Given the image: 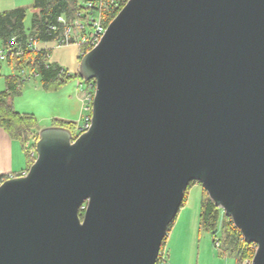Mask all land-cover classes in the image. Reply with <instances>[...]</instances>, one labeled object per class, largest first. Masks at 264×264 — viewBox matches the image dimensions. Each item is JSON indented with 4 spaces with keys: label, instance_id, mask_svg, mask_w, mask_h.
<instances>
[{
    "label": "water",
    "instance_id": "obj_1",
    "mask_svg": "<svg viewBox=\"0 0 264 264\" xmlns=\"http://www.w3.org/2000/svg\"><path fill=\"white\" fill-rule=\"evenodd\" d=\"M78 73L90 127L0 184V264H157L191 184L264 264V0H129Z\"/></svg>",
    "mask_w": 264,
    "mask_h": 264
},
{
    "label": "trees",
    "instance_id": "obj_2",
    "mask_svg": "<svg viewBox=\"0 0 264 264\" xmlns=\"http://www.w3.org/2000/svg\"><path fill=\"white\" fill-rule=\"evenodd\" d=\"M86 1L88 0H34L30 34H28L25 27V20L28 14L26 8L20 7L1 12L0 48L3 53L7 52L5 60L13 67L14 71H25L26 73L27 70L31 72L32 75L40 78L46 90L57 89L74 76L81 82L83 79L79 73L72 74L61 66L50 63L49 50H34L30 47V43H49L62 39L68 24L75 20L80 12L87 9ZM125 5L124 3L120 8L109 7L103 13V21L106 27ZM61 17L66 20L65 24L58 21ZM22 83L21 75H11L6 78V90L0 92V128L12 140L18 141L22 145L29 170L34 163L33 158L29 155V150L32 148L36 149L40 128L34 115L19 113L13 105L11 99L15 94L20 93ZM53 126L65 127L72 130L75 135L79 134L78 124L75 122L55 120ZM6 179L8 178L5 176L0 177V182ZM203 192L200 220L206 230L214 232L218 228L220 209L210 200L204 188ZM186 197L187 192L184 203ZM221 228L223 237L220 240L221 246L219 248H222L224 255L233 252L237 264H241L246 259H253L257 248L256 245L245 243L241 232L234 226L231 219L225 216ZM164 244L165 242L161 251L165 246Z\"/></svg>",
    "mask_w": 264,
    "mask_h": 264
},
{
    "label": "rangeland",
    "instance_id": "obj_3",
    "mask_svg": "<svg viewBox=\"0 0 264 264\" xmlns=\"http://www.w3.org/2000/svg\"><path fill=\"white\" fill-rule=\"evenodd\" d=\"M34 0H0V12L9 11L16 8H26L28 10L25 20V27L30 34L31 21L33 15ZM98 14H95V20ZM92 27L87 26V31ZM79 42L58 46L57 42L34 43V50L46 49L50 51L49 62L55 63L72 74L78 73L80 65ZM3 50L0 48V55ZM5 56L7 52L3 53ZM11 75H21L23 83L20 86V93L12 97L15 109L22 114H32L41 129L52 127L55 120L61 117L74 116L78 130L83 125L81 119L82 100L85 97L86 83L74 76L65 84L54 90L44 89L41 80L36 75L26 70L15 72L7 60L1 62L0 70V92L6 90V78ZM83 83V87L79 86ZM79 101V103H78ZM92 103V102H91ZM92 106V105H91ZM92 108V107H91ZM25 160L26 156L24 154ZM35 161V159H33ZM26 167V166H25ZM203 187L199 184H191L187 189V197L175 222L170 228L165 246L162 250V260L159 264H237L233 252L224 255L222 248H218L215 241H220L223 237L222 222L225 219L224 212L220 209L219 224L217 232L206 230L200 220L201 203L203 198Z\"/></svg>",
    "mask_w": 264,
    "mask_h": 264
},
{
    "label": "built area",
    "instance_id": "obj_4",
    "mask_svg": "<svg viewBox=\"0 0 264 264\" xmlns=\"http://www.w3.org/2000/svg\"><path fill=\"white\" fill-rule=\"evenodd\" d=\"M129 0H88L86 1V10L80 12L75 20L70 22L66 27L64 32V37L62 39H58L56 42L58 46H63L67 44H73L79 42L80 47V55L79 59H81L90 52L93 48H95L101 39L103 38L107 27L104 25V15L105 11L109 8H120L124 3L126 4ZM95 14H98V19L95 20ZM58 21L60 23H66L64 18H59ZM87 26L92 27L90 31H87ZM37 42H31L30 47L34 49L33 45ZM6 59L5 54L2 53L0 55V61H4ZM80 87H83V83H79ZM86 94H85V115L83 117V125L79 128V134L85 132L91 124L92 118V103L95 95L96 84L95 82H87L86 83ZM92 102V103H91ZM29 155L31 158L36 159V149L32 148L29 150ZM27 174V173H26ZM25 174V175H26ZM24 176V175H23ZM2 182H0L1 184ZM216 246L219 248L221 246L220 241H215ZM162 251L160 253L159 262L162 260ZM253 259H246L241 264H252Z\"/></svg>",
    "mask_w": 264,
    "mask_h": 264
},
{
    "label": "crops",
    "instance_id": "obj_5",
    "mask_svg": "<svg viewBox=\"0 0 264 264\" xmlns=\"http://www.w3.org/2000/svg\"><path fill=\"white\" fill-rule=\"evenodd\" d=\"M82 97L83 98L79 100H82L83 105L76 104L77 114L78 106L82 107L81 119H83L86 113L85 97ZM74 116H76V114ZM74 116L68 115V117H61L59 120L74 122L76 120V117ZM24 154L22 145L18 141L12 140L9 135L2 128H0V177L5 176L6 178H10L25 175L28 172V168L27 160H25Z\"/></svg>",
    "mask_w": 264,
    "mask_h": 264
}]
</instances>
